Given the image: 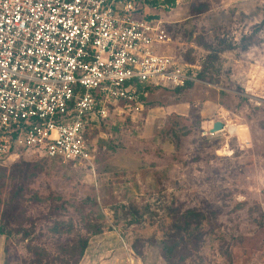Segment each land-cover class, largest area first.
Instances as JSON below:
<instances>
[{
    "label": "rangeland",
    "instance_id": "rangeland-1",
    "mask_svg": "<svg viewBox=\"0 0 264 264\" xmlns=\"http://www.w3.org/2000/svg\"><path fill=\"white\" fill-rule=\"evenodd\" d=\"M236 4L180 0L150 11L169 38L160 51L198 63L216 51L217 72L153 88L137 113L113 102L87 134L93 175L84 161L33 151L0 167L8 264H61L78 235L89 240V264L114 254L96 244L121 241L114 252L143 264H167L165 244L176 245L173 264H264V0L246 12ZM213 121L226 129L210 135ZM189 209L201 216L185 230Z\"/></svg>",
    "mask_w": 264,
    "mask_h": 264
},
{
    "label": "built area",
    "instance_id": "built-area-1",
    "mask_svg": "<svg viewBox=\"0 0 264 264\" xmlns=\"http://www.w3.org/2000/svg\"><path fill=\"white\" fill-rule=\"evenodd\" d=\"M142 1L0 0V166L33 151L84 161L93 175L87 134L113 102L137 113V84L202 83L160 51V20L135 18Z\"/></svg>",
    "mask_w": 264,
    "mask_h": 264
},
{
    "label": "trees",
    "instance_id": "trees-1",
    "mask_svg": "<svg viewBox=\"0 0 264 264\" xmlns=\"http://www.w3.org/2000/svg\"><path fill=\"white\" fill-rule=\"evenodd\" d=\"M146 3L151 8L161 7L165 10H170L177 6V0H143L138 8V11L142 14L145 12ZM205 9L206 7L204 4H199L198 6L195 7V10L198 13L202 12ZM148 19L157 20L158 16L154 14H150L148 16ZM216 60H217V52L213 51L206 56L205 61L203 63H198V62H184V63L187 64L188 71L195 72L200 76H205L209 70H213L217 72V68L213 66ZM209 79L212 80L211 76H209ZM188 85H191V84H188ZM153 88L155 87H151L147 84H137V90L138 92H140L142 100L145 99L146 93L148 91H151ZM175 89H179V88H175ZM98 122L99 121L94 122L95 126L98 124ZM4 175L5 174H3V178L0 179V185L3 183V179L5 177ZM8 204H11V199H9V201L6 202V206ZM200 216L201 215L198 214L194 209L186 210L183 215V217L185 218V224H186L185 230H187L188 227L190 226L191 219L198 218ZM6 224L7 222L2 219L0 222V234L4 235L5 237H7V234H8L6 230ZM100 232L101 230L100 228H98L93 234H99ZM88 242L89 240L86 236L78 235L71 244L65 245L64 247L61 248L60 256L58 257L60 263L61 264H79L88 247ZM5 248L6 247H4V253L6 251ZM175 249H176V245L175 247L173 246V244L164 245L162 257L164 258L167 264H173L172 259H173V252L175 251ZM33 251L38 256H41V253H46L44 249L38 248V247H33ZM4 264H8L6 259H4Z\"/></svg>",
    "mask_w": 264,
    "mask_h": 264
},
{
    "label": "crops",
    "instance_id": "crops-1",
    "mask_svg": "<svg viewBox=\"0 0 264 264\" xmlns=\"http://www.w3.org/2000/svg\"><path fill=\"white\" fill-rule=\"evenodd\" d=\"M179 1L180 0H177V5H178ZM236 2H237L236 5L239 7V9L242 10V11H244V12H246L248 9H253V8L254 9H257L256 8L257 0H236ZM153 9H155V8L149 7V5H147V3H146V5H145V12L143 14L140 13V12H138V14H142L143 17H147L148 18V16L150 15V11L153 10ZM172 9H174V8H172ZM172 9H170V10H172ZM157 20H160V19L158 18ZM214 122L215 121H213V122L210 123V126H208V128H207V132L212 127V124ZM11 160L13 161L14 160V157H12L10 159H7L2 166L6 165L7 162L8 161H11ZM123 244L124 243L122 241L118 243V245H119V247H120L121 250L122 249H125V247H126ZM96 245H95V249L96 248H99V250H101V249H108V250H110V251H108V252H110V255H111V253H114V254H113V256H110V259L109 260L99 261L98 259H96V260H94L92 262L93 264H143V262L139 258L132 257L129 254H125V253L124 254H120L119 253V255H118L117 253H115L114 252V250H115L114 248H119V247L114 242H113V244H112V242H103L100 245L98 244L97 245L98 247ZM121 245L123 247H121ZM126 255H128V257H126ZM96 257L97 256H95V258ZM114 259H116V260H114ZM81 261H80L79 264H89V262H87L88 260L86 262H83V261L81 262ZM0 264H4V236L2 234H0Z\"/></svg>",
    "mask_w": 264,
    "mask_h": 264
},
{
    "label": "water",
    "instance_id": "water-1",
    "mask_svg": "<svg viewBox=\"0 0 264 264\" xmlns=\"http://www.w3.org/2000/svg\"><path fill=\"white\" fill-rule=\"evenodd\" d=\"M224 130V124L221 121H215L209 129V134H216ZM207 133V132H204Z\"/></svg>",
    "mask_w": 264,
    "mask_h": 264
}]
</instances>
